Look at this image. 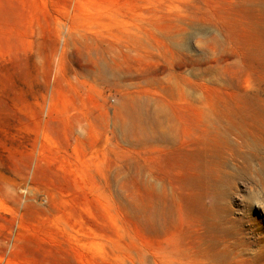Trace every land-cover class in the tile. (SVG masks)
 <instances>
[{
  "label": "rangeland",
  "instance_id": "obj_1",
  "mask_svg": "<svg viewBox=\"0 0 264 264\" xmlns=\"http://www.w3.org/2000/svg\"><path fill=\"white\" fill-rule=\"evenodd\" d=\"M0 264H264V0H0Z\"/></svg>",
  "mask_w": 264,
  "mask_h": 264
}]
</instances>
